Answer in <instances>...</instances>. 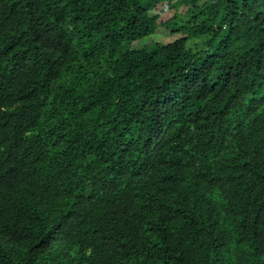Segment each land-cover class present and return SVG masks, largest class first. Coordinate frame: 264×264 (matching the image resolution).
<instances>
[{"label":"trees","instance_id":"obj_1","mask_svg":"<svg viewBox=\"0 0 264 264\" xmlns=\"http://www.w3.org/2000/svg\"><path fill=\"white\" fill-rule=\"evenodd\" d=\"M0 264H264V0H0Z\"/></svg>","mask_w":264,"mask_h":264},{"label":"rangeland","instance_id":"obj_2","mask_svg":"<svg viewBox=\"0 0 264 264\" xmlns=\"http://www.w3.org/2000/svg\"><path fill=\"white\" fill-rule=\"evenodd\" d=\"M175 12H177V13H183L184 12V7L183 6H180L179 8H177L176 11L175 10H167L161 16V18H162L161 20L164 21V20H167V19L171 18ZM178 36L179 35L172 34L168 30L160 27L149 38H145V39H143L141 41H138L137 43H134L133 44V48H140V47H143V46H147L152 41L161 42V43H169V42H172L173 40H175L176 37H178Z\"/></svg>","mask_w":264,"mask_h":264}]
</instances>
